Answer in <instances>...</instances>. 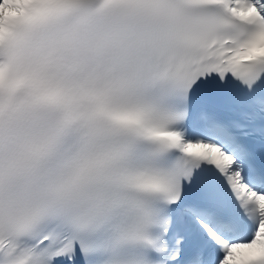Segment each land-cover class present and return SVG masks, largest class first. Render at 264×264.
I'll return each instance as SVG.
<instances>
[{"label":"snow or ice","instance_id":"snow-or-ice-1","mask_svg":"<svg viewBox=\"0 0 264 264\" xmlns=\"http://www.w3.org/2000/svg\"><path fill=\"white\" fill-rule=\"evenodd\" d=\"M0 264H264V0H0Z\"/></svg>","mask_w":264,"mask_h":264}]
</instances>
